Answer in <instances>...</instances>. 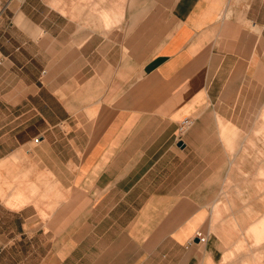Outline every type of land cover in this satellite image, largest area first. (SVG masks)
<instances>
[{"label": "crops", "instance_id": "0c3cea01", "mask_svg": "<svg viewBox=\"0 0 264 264\" xmlns=\"http://www.w3.org/2000/svg\"><path fill=\"white\" fill-rule=\"evenodd\" d=\"M263 113L264 0H0V264H226Z\"/></svg>", "mask_w": 264, "mask_h": 264}, {"label": "rangeland", "instance_id": "374dc122", "mask_svg": "<svg viewBox=\"0 0 264 264\" xmlns=\"http://www.w3.org/2000/svg\"><path fill=\"white\" fill-rule=\"evenodd\" d=\"M262 118H264V113L262 114ZM262 130H263V128H262ZM183 133H184V131H181L180 129H178L177 138H181V135ZM250 161H251V165H254L257 163L258 159L257 158H250ZM263 177H264V174H260V173H253L250 175L251 181L255 182L254 183L255 189L250 190L251 201L253 198H259L261 195H263V190L259 186V183L261 181L264 182ZM256 183H258V184H256ZM254 201H257V200L254 199ZM235 208H236L235 206H228V205L213 207L211 219L209 221V223H210L209 229H210L211 234L219 233L218 224L223 223V221H224L223 215L229 213L231 210H233ZM249 208H252V207H249ZM252 213L253 212H251V214ZM229 226L230 227L232 226L233 229L236 230V224L234 222L231 223ZM263 227H264V224L262 226H259L257 228L258 230L256 228H254V229L249 228L251 230H249L250 232L246 231L245 239L240 237V240L237 241L236 244L233 246L234 247L233 250L232 251L228 250L224 254L223 262H225L226 264H243V263L244 264H264V249L262 247L264 245V232H263L264 229H263ZM261 229H263V230H261ZM258 231L263 232V233L260 234ZM254 232L257 233V236L259 234H260V236H258V237L255 236L256 233H254ZM255 238H259L260 240L255 239ZM241 240H242V242H241ZM257 247H260V249H262V250L258 251ZM236 258H238L239 261L238 262L234 261L232 263V260H235Z\"/></svg>", "mask_w": 264, "mask_h": 264}, {"label": "built area", "instance_id": "2783aa9c", "mask_svg": "<svg viewBox=\"0 0 264 264\" xmlns=\"http://www.w3.org/2000/svg\"><path fill=\"white\" fill-rule=\"evenodd\" d=\"M191 123V120L189 118H185L182 120L181 125H180V130L184 131L185 128ZM181 138H179L180 140ZM207 233L203 232L201 229L197 230L195 232L194 238L197 239L199 243H204L206 241Z\"/></svg>", "mask_w": 264, "mask_h": 264}, {"label": "bare ground", "instance_id": "6f19581e", "mask_svg": "<svg viewBox=\"0 0 264 264\" xmlns=\"http://www.w3.org/2000/svg\"><path fill=\"white\" fill-rule=\"evenodd\" d=\"M111 11H112V10H111ZM107 13H108V12H107ZM110 13H111V12H110ZM119 17H120V16H119ZM116 21H117V20H116ZM262 120H264V119H262ZM263 126H264V125H263ZM259 128H260V127H259ZM260 129H261V128H260ZM257 131L259 132V130H257ZM254 132L256 133V131H254ZM263 137H264V136H263ZM258 176H259V175H258ZM261 176H262V175H261ZM262 216H264V215H262ZM255 223H256V224H254V225L252 224V227H251V226H249V227H251V228H253V229H254V228L257 229L259 226H262V225L264 224V219H260V220L256 221ZM227 226H228V225H227ZM249 227H248V228H249ZM222 229H224V228H222ZM263 229H264V227H263ZM263 229H261V230H263ZM224 230H225V229H224ZM246 230L249 231V230H251V229H249V230L246 229ZM257 230H258V229H257ZM221 231H222V230H221ZM224 232H225L226 234H225ZM249 232H250V231H249ZM258 232H259V231H258ZM263 232H264V231H263ZM263 232H259V233L261 234V233H263ZM223 233H224L225 235H227V232H226V231H223ZM254 233H256V232H254ZM221 234H222V233H221ZM221 234H220V235H221ZM224 234H222V235L224 236ZM260 234H259L258 236H260ZM222 235H221V237H222ZM262 235H263V234H262ZM228 236H229V235H228ZM255 236H257V233H256ZM258 236H257V237H258ZM253 237H254V236H253ZM222 238H223V237H222ZM226 238H228V237H226ZM260 238H261V237H260ZM223 239H224V238H223ZM255 239L260 240L259 238H255ZM261 239H262V238H261ZM224 241L227 242V240H224ZM241 242H242V240H241ZM240 244H241V243H240ZM240 244H239V245H240ZM241 247H242V246H241ZM256 257H257V256H256ZM252 262H253V261H252ZM243 264H244V263H243Z\"/></svg>", "mask_w": 264, "mask_h": 264}]
</instances>
